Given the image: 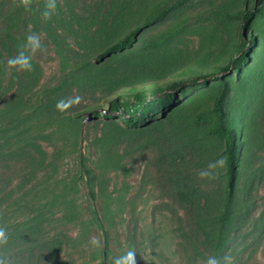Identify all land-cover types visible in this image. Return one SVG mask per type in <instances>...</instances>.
<instances>
[{"label": "rangeland", "instance_id": "rangeland-1", "mask_svg": "<svg viewBox=\"0 0 264 264\" xmlns=\"http://www.w3.org/2000/svg\"><path fill=\"white\" fill-rule=\"evenodd\" d=\"M58 1L66 15L72 12L85 22H117L120 0ZM177 1L148 0L146 6L160 2L163 8ZM229 1L187 0L142 32L134 52L153 49L161 41L197 49L203 38L217 41L222 50L229 34L221 11ZM33 20L22 39L29 33L40 37L43 50L32 57L40 69L38 80L9 65L0 76V126L5 122L12 128L8 134L0 132V214L12 218L23 198L38 200L44 208L31 217L26 230L16 232L12 243L0 245V259L5 264H112L132 249L136 264H207L209 257L219 264H264L263 153L240 182L239 211L228 247L212 249L203 232L212 224L205 218L204 204L210 200L211 215L218 213L222 191L217 165L209 160L215 146L207 152L200 143L190 144L175 114L191 98L214 107L215 71L205 70L211 75L170 88L178 96L173 105L112 112L105 105L118 93L113 89L118 80L149 68L129 52L98 61L83 32L56 28V39ZM227 22L233 25V20ZM243 22V16L236 19L235 34ZM246 82L248 90L228 91L227 109L246 93H256L251 89L258 81ZM75 97L78 103L57 109V101ZM90 110L96 112L90 115ZM82 154L99 174L94 201L81 176ZM117 157L122 160L118 168ZM92 206L108 230L106 255L107 237L93 220Z\"/></svg>", "mask_w": 264, "mask_h": 264}, {"label": "trees", "instance_id": "trees-1", "mask_svg": "<svg viewBox=\"0 0 264 264\" xmlns=\"http://www.w3.org/2000/svg\"><path fill=\"white\" fill-rule=\"evenodd\" d=\"M147 1L120 0L116 13L117 22L111 25L109 20L98 22L88 18V22H85L72 12L66 15V10L58 0L56 9L47 19L42 15L46 0H30L28 8L24 7L21 0H0V76L6 73L7 60L16 55L24 43L23 33L29 28L32 18H35L33 22H39L40 28L52 38L58 37L56 28H74L75 33L83 32L98 61L102 62L120 53L129 52L139 57L141 67L149 68L146 73L139 69L136 77L118 80L113 86L114 91L118 93L109 96L108 104L105 105L112 112H144L152 107L173 105L178 101V96L170 88H177L191 79L200 80L211 75L209 72L205 73V70L215 71L213 74L217 75V91L214 107L205 106L203 103L195 104L191 98L177 107L175 115L179 121L178 125L191 138L190 144L200 143L207 152L213 144L215 150L210 153L209 160L215 163L218 159H223V164L217 165L218 181L222 188L218 213L211 215L210 200H206L203 207L205 218L212 220V224H207L203 230L207 241L212 249L223 251L228 247L227 240L239 211L240 182L253 161L259 158L258 154L261 156L263 153L264 163V0H230L225 5L221 14L229 36L222 50H218L217 41L203 38L197 49L190 50L187 46L174 47L161 41L153 49H145L138 54L137 51L134 52L138 36L165 18L173 9L187 2L178 0L163 8L162 3L155 2L149 9L146 6ZM7 2L10 3L9 6ZM242 16V29L235 34L234 22ZM227 20H233V25L229 26ZM72 23L74 24L71 25ZM1 25H4V29ZM256 58H259V61ZM246 61L248 66L244 65ZM32 63V70L26 71V74L36 82L40 69L33 58ZM86 64L82 63L77 70L83 69ZM249 64L252 66L249 67ZM235 71L238 73L236 81ZM247 78L258 81L255 88L251 89H256V93H246L238 104L234 103L227 109L228 91L248 90ZM58 88L59 86L50 90L55 91ZM95 112L90 110L89 114L93 115ZM96 114L101 113L99 111ZM16 120L22 122L24 119L18 115ZM11 129L5 122L0 126V132L7 134ZM121 162L117 157L116 168ZM80 170L89 196L94 201L98 195L99 174L85 154L80 157ZM22 200L24 198L16 202L17 207L12 218L11 215L0 214V227L6 231L7 244L13 242L16 232L26 230V224L44 208L38 200ZM91 210L93 220L105 231L106 255L109 251L108 230L101 221L98 209L92 206Z\"/></svg>", "mask_w": 264, "mask_h": 264}, {"label": "clouds", "instance_id": "clouds-1", "mask_svg": "<svg viewBox=\"0 0 264 264\" xmlns=\"http://www.w3.org/2000/svg\"><path fill=\"white\" fill-rule=\"evenodd\" d=\"M21 3L25 8L30 6V0H21ZM56 9V0H46L44 11L42 15L44 18H50L53 11ZM43 50V46L40 41V37L36 33H29L25 42L21 45L17 54L10 57L7 60V65L12 66L19 70L31 71L33 68L32 57L38 51ZM80 100L79 97H75L70 100H59L57 101L56 107L60 111H64L69 108L72 104L78 103ZM216 165H222L223 159H218L215 162ZM206 173H201L205 175ZM8 241V236L4 228L0 227V245L6 244ZM227 259V258H225ZM0 264H5L3 259H0ZM112 264H136L135 252L132 249H129L123 255L117 256L114 258ZM207 264H219V261L215 257H209Z\"/></svg>", "mask_w": 264, "mask_h": 264}, {"label": "water", "instance_id": "water-1", "mask_svg": "<svg viewBox=\"0 0 264 264\" xmlns=\"http://www.w3.org/2000/svg\"><path fill=\"white\" fill-rule=\"evenodd\" d=\"M83 114V113H82Z\"/></svg>", "mask_w": 264, "mask_h": 264}]
</instances>
